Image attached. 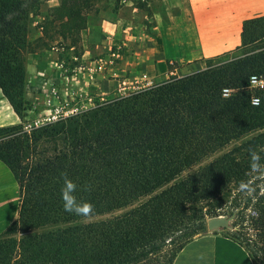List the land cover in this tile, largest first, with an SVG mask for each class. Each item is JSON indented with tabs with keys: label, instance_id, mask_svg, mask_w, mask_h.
Segmentation results:
<instances>
[{
	"label": "trees",
	"instance_id": "obj_1",
	"mask_svg": "<svg viewBox=\"0 0 264 264\" xmlns=\"http://www.w3.org/2000/svg\"><path fill=\"white\" fill-rule=\"evenodd\" d=\"M58 1L42 16L41 37L75 44L87 22L82 8L92 0ZM30 8L24 0H0V94L18 119L33 108L24 98L23 69L24 55L36 47L27 40ZM234 50L239 55L230 61L126 95L94 96L85 108L26 129L0 127V162L18 189L15 218L0 233V264H171L204 231L199 205L208 202L228 203L235 217L247 218L244 228L255 238L235 224L222 233L251 264H264V194L251 204L245 193L248 173L264 164V85L251 89L248 82L264 80V15L242 21ZM61 172L77 184L78 199L94 205L88 218L64 210ZM231 187L238 190L232 197ZM249 205L252 216L245 214Z\"/></svg>",
	"mask_w": 264,
	"mask_h": 264
},
{
	"label": "crops",
	"instance_id": "obj_2",
	"mask_svg": "<svg viewBox=\"0 0 264 264\" xmlns=\"http://www.w3.org/2000/svg\"><path fill=\"white\" fill-rule=\"evenodd\" d=\"M260 15L264 0L100 2L88 11L75 44L57 38L48 48L24 55L23 69L30 71L25 98L35 104L41 97L37 90L49 88L51 82L67 92L83 89L106 95L117 91L123 81L179 77L186 68L202 70L203 60L238 47L242 21ZM41 20L34 16L30 26L36 32L29 39L41 37ZM116 49L119 58L109 63V54ZM17 197V185L0 162V233L15 218ZM171 264L251 262L238 243L217 231L191 239Z\"/></svg>",
	"mask_w": 264,
	"mask_h": 264
},
{
	"label": "rangeland",
	"instance_id": "obj_3",
	"mask_svg": "<svg viewBox=\"0 0 264 264\" xmlns=\"http://www.w3.org/2000/svg\"><path fill=\"white\" fill-rule=\"evenodd\" d=\"M107 1H112V0H92V4L90 7L85 11V6L82 8V15L86 16L88 14V11H91L95 5H99L100 2L102 4L107 3ZM114 1V0H113ZM58 0H24V5L31 7L29 9V12L32 13L34 12L36 16L39 18L49 14L50 10L52 7H55L58 5ZM35 15H30L29 16V24H28V34H27V40L32 36L35 35V28L30 26V23L33 21V18ZM42 22V20L40 21ZM41 24V23H40ZM55 38L54 40H56ZM47 41L44 38H40L39 40H31L29 39L28 41L31 43V45H36L34 50L38 49L39 47H44L43 45H48L49 43L53 41ZM46 48V47H44ZM239 52L235 51L232 49L229 52H225L222 54H219L215 57H211L208 59L203 60L201 67L206 68L208 65H216L219 62L222 61H230L234 59V57L238 56ZM25 65V63H24ZM68 73L69 70H67ZM199 71V70H197ZM30 72V71H29ZM29 72L26 70L24 71L25 74V85L27 78L29 77ZM196 71H193L190 68H186L185 72H180L179 77H182L184 75L193 73ZM32 73V72H31ZM30 73V74H31ZM169 77V76H168ZM165 77L164 75L157 76V77H151V78H142L138 79L136 81H123L122 84H120L119 89L115 92L117 93H123V94H129L137 89H141L147 86H150L154 83H158L163 81L164 79L168 78ZM25 85H24V91H25ZM49 88H45L43 91L42 89H38V94L41 96L39 97L38 101L33 105V108L31 110L25 111L24 114L22 115L21 119H18V117L12 112L11 108L9 107L7 101L1 96L0 94V127H6V126H12V125H17L20 124L23 129H26L28 126H30L34 122H38L42 118L52 116L54 114H57L59 109H61L65 113L72 112L77 108V106L81 105L82 107L85 108L86 103H88L92 97L94 96H107V95H112V93L106 94V95H96L94 93H91L90 91H84L82 90H72V91H64L63 89H60V87H56L57 85L54 83L49 84ZM30 91V90H28ZM116 94V93H115ZM114 95V94H113ZM26 96L24 95V98ZM26 99V98H25ZM27 100V99H26ZM253 135V133H249L241 137L237 141H233L226 146H224L222 149L217 151L215 154L211 155L210 157L204 159L200 163L196 164L195 166L191 167L190 169L186 170L184 173L180 175V178L186 176L187 174L195 171L196 169L202 167L203 165L209 163L212 161L215 157L219 156L220 154L227 152L231 150L232 148L238 147L242 142L246 141L248 138H250ZM240 157V156H239ZM168 186V185H167ZM165 186V187H167ZM165 187L159 189L158 191L164 189ZM246 194L251 196V204H253L256 200V198L260 195L264 194V164H261L257 169H254L248 173V181L245 184ZM244 188V189H245ZM157 191V192H158ZM237 189L235 187H231V193L230 196L232 197L233 195L237 194ZM256 193V195H254ZM252 205H249L246 210L245 214L250 215L249 209H251ZM228 203H221L217 205L216 203L213 202H208V203H202L199 205V209L201 210L203 214V223H204V231L201 233H197L196 235L193 236H199L201 234L206 233V228H205V219L210 217L208 216L210 213H215L216 215L218 214H230L231 210L227 208ZM119 212L112 213L111 216L118 214ZM252 216V215H251ZM108 218V216H103V217H97L93 219H87V221H99ZM85 222V221H84ZM232 224L236 225V228H243L244 231L246 232V235H248L251 238H255L254 236V231L250 227L244 228L248 224L247 218L246 217H241L237 216L234 218ZM170 245H166L163 247L162 250L168 249Z\"/></svg>",
	"mask_w": 264,
	"mask_h": 264
},
{
	"label": "clouds",
	"instance_id": "obj_4",
	"mask_svg": "<svg viewBox=\"0 0 264 264\" xmlns=\"http://www.w3.org/2000/svg\"><path fill=\"white\" fill-rule=\"evenodd\" d=\"M251 155L254 160H259V156L255 151H252ZM60 177L63 180L60 195L64 210L88 218L94 211V205L89 201L78 199L76 195L78 186L75 181L69 178L67 172H61Z\"/></svg>",
	"mask_w": 264,
	"mask_h": 264
},
{
	"label": "water",
	"instance_id": "obj_5",
	"mask_svg": "<svg viewBox=\"0 0 264 264\" xmlns=\"http://www.w3.org/2000/svg\"><path fill=\"white\" fill-rule=\"evenodd\" d=\"M238 211L230 214H218L205 219L206 233H214L217 231H231L233 229L232 222Z\"/></svg>",
	"mask_w": 264,
	"mask_h": 264
},
{
	"label": "built area",
	"instance_id": "obj_6",
	"mask_svg": "<svg viewBox=\"0 0 264 264\" xmlns=\"http://www.w3.org/2000/svg\"><path fill=\"white\" fill-rule=\"evenodd\" d=\"M118 58H119V50L116 49V50L110 52L108 62L110 63L112 60H114V59H118ZM248 82H249V88H251V89L261 88V87L264 85V80L261 79V78H259V77H256V76H250L249 79H248ZM221 91H222V94H223L224 96L234 95V90H233V89H222ZM250 102H251L252 105H256V103H257V99H255V98H251V99H250ZM75 110H76V109H75ZM75 110H73V111H75ZM73 111H72V112H73ZM59 112H63L62 107H61V109H59L58 113H59ZM58 113H57V114H58ZM69 113H71V112H69ZM69 113H65V112H63L64 115L69 114ZM57 114H54V115L49 116V117H53V116H55V115H57ZM45 118H47V117H45ZM43 119H44V118H42L41 120H43ZM39 121H40V120H39ZM39 121H38V122H39ZM38 122H37V123H38ZM32 124H36V122H34V123H32ZM250 215H254V213L251 212Z\"/></svg>",
	"mask_w": 264,
	"mask_h": 264
}]
</instances>
